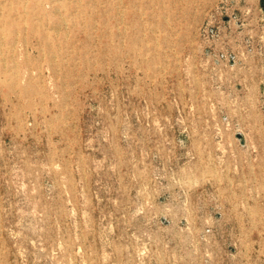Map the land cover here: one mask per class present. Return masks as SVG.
<instances>
[{
	"label": "rangeland",
	"instance_id": "374dc122",
	"mask_svg": "<svg viewBox=\"0 0 264 264\" xmlns=\"http://www.w3.org/2000/svg\"><path fill=\"white\" fill-rule=\"evenodd\" d=\"M32 4L0 0V264H264V0Z\"/></svg>",
	"mask_w": 264,
	"mask_h": 264
},
{
	"label": "bare ground",
	"instance_id": "6f19581e",
	"mask_svg": "<svg viewBox=\"0 0 264 264\" xmlns=\"http://www.w3.org/2000/svg\"><path fill=\"white\" fill-rule=\"evenodd\" d=\"M9 1H17V2H26L31 1L33 4L31 6H22L21 11L16 10L18 15L22 14L25 16H29L31 18H37L39 20L43 19L45 16L50 14L52 5L57 0H9ZM24 5V4H23ZM11 10H9L10 12Z\"/></svg>",
	"mask_w": 264,
	"mask_h": 264
}]
</instances>
